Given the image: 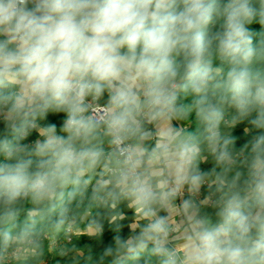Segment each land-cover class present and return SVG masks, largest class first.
Masks as SVG:
<instances>
[{
    "label": "clouds",
    "instance_id": "9594fccd",
    "mask_svg": "<svg viewBox=\"0 0 264 264\" xmlns=\"http://www.w3.org/2000/svg\"><path fill=\"white\" fill-rule=\"evenodd\" d=\"M217 17L223 23L210 33ZM253 23L264 27V0L258 8L253 0H0V116L13 136L0 139L3 219L15 218L22 196L52 201L78 184L105 159L93 143L103 129L116 160L104 187L145 221L115 237L118 254L136 258L151 244L159 264H264V69L252 67L264 63V45L253 44ZM218 75L224 95L213 103L207 91ZM181 88L199 97L196 134L172 123L188 114L177 105ZM225 103L234 125L258 130L244 145L245 171L231 178L236 141L221 130ZM50 113L64 115L66 136L50 124L33 146L14 142ZM18 154L41 159L30 170ZM208 157L223 169L211 181L200 169ZM206 184L219 193L215 222L196 199ZM176 239L179 250L168 247Z\"/></svg>",
    "mask_w": 264,
    "mask_h": 264
},
{
    "label": "trees",
    "instance_id": "16d2710c",
    "mask_svg": "<svg viewBox=\"0 0 264 264\" xmlns=\"http://www.w3.org/2000/svg\"><path fill=\"white\" fill-rule=\"evenodd\" d=\"M253 2L257 8L260 6V0H253ZM222 23L223 18L217 17L214 24L210 25V33L219 30ZM250 28L253 33V44L256 46L264 45V27L259 23H253ZM182 59V56L177 57L178 61H182ZM213 65L221 67V61L215 57V54H213ZM222 67L223 71L226 72L228 65L225 64ZM252 67L264 69V63L254 62ZM221 80L222 76H220L219 82ZM220 94L224 95L222 88ZM207 98L214 103L212 97L207 96ZM198 99L199 97L190 90L183 88L178 90L177 105L183 106L188 111V114L182 118L187 124V133L196 134L202 127L196 117V101ZM256 134H258V130L247 122L236 125L227 131L226 135L233 136L236 141L234 157L242 152L247 158L248 153L244 150V145ZM5 137L13 139L10 130L5 127L3 121H0V139ZM15 142L24 143L26 139ZM18 155L23 159L32 160L30 170H35L38 160L41 159L35 155ZM4 162H6L5 157L0 154V163ZM7 162H15V158ZM103 189L104 185L98 182L97 169L87 171L80 177L78 184H69L63 189V195L55 200L34 203L30 197L22 196L11 206L16 213L12 220L3 219L9 206L0 198V255L16 244L23 242L28 236H41L44 232L58 236L67 224L74 225L75 221H93L101 225L102 230L99 237L104 244L92 253L86 264H151L156 258V255L150 251L151 244L148 250L143 251L136 258L117 253L115 237L127 239L135 233V230L124 225L125 218L118 217L120 210L113 206L116 198L111 197L107 201H100L99 197ZM111 213L116 216L114 220L109 218ZM6 231L11 233L14 237L13 240H5L3 233ZM109 248L112 249L111 254L106 253ZM29 255L27 254L26 257ZM55 256L60 264H72L69 260L61 259L57 254ZM16 263L29 264V260L23 256Z\"/></svg>",
    "mask_w": 264,
    "mask_h": 264
},
{
    "label": "crops",
    "instance_id": "0c3cea01",
    "mask_svg": "<svg viewBox=\"0 0 264 264\" xmlns=\"http://www.w3.org/2000/svg\"><path fill=\"white\" fill-rule=\"evenodd\" d=\"M107 102V94L98 101V103L106 104ZM64 120V115L63 114H54L50 113L46 119L39 120V125L40 127L33 130L31 134L29 135L34 139V142L38 140L43 139V128L50 125V124H55L57 127V132L60 135H67L64 132H61V126ZM0 121H3L2 116ZM173 125L177 127H182L186 130L187 132V124L183 121V119H177L172 121ZM151 127V126H149ZM224 124L221 126V130L223 132L224 130ZM27 139V138H26ZM93 143L98 144L100 147H102L104 154H105V159L101 161L99 165H97L93 169H97V175H98V182L100 184H105V181L108 180L109 176L111 174H108L106 172V168L111 165L116 164L115 158L109 159V155L112 153L110 143H109V137L105 136L103 133V129L99 131V134L97 137L93 140ZM152 142H147L146 146H151ZM236 163L232 167V169L229 171L231 172L230 177L235 175L237 171L244 172L246 168V158L244 156V153L240 152L237 156H235ZM93 169H88L87 171L93 170ZM200 169L204 172H207L210 174L209 176V181L213 180L215 178V175L217 173H221L223 171L222 168L217 167L214 162L212 161L211 157H208L207 161L204 163L200 164ZM228 175V173H227ZM110 188V185L108 187H104V189L101 191V194L105 192V196L101 198L100 194V201H107L109 198L112 196L108 195V189ZM185 196H187V193H185ZM198 202H203L201 207H200V214L202 216H207L209 217L213 222L216 220V210H217V201L219 199V193L216 192L215 187L209 188L208 185L206 184L202 189L199 195L196 197ZM113 206H116L119 208L120 213L118 217H123L125 218V223L124 225L129 227L132 230H135V233H138L140 231L141 226L145 223L144 220H142L138 215L134 213V210L130 209L129 207V201L126 199L120 198V199H115V202ZM161 215H165L164 212L160 213ZM115 215L113 213L110 214L109 218L110 220L115 219ZM179 219V217H177ZM100 234V233H99ZM182 243V241L176 239L172 240L169 244V248L176 247L179 250V245ZM180 255L182 256V252H180ZM160 262V257L156 256L155 260L151 264H159Z\"/></svg>",
    "mask_w": 264,
    "mask_h": 264
},
{
    "label": "rangeland",
    "instance_id": "374dc122",
    "mask_svg": "<svg viewBox=\"0 0 264 264\" xmlns=\"http://www.w3.org/2000/svg\"><path fill=\"white\" fill-rule=\"evenodd\" d=\"M219 79L220 76L218 75L207 91V96L212 97L214 103H219L222 96L220 94L221 87L215 86L219 82ZM223 107L224 120L221 126L224 124L225 127L223 133L226 134L230 128L236 126L233 124L235 110L226 103L223 105ZM226 121L228 123H225ZM21 144H27L29 145V147H31L35 144V142L32 137L28 136L26 142ZM230 175L231 172H228L229 178H231ZM104 196L105 192L101 194V198H103ZM74 223V226L78 231V235L72 244L56 248L52 247L48 240L44 238L42 240H39L38 238L34 241L33 246L30 249L31 255L25 257L27 258V260H29V264H38L40 261L44 262V264H60L55 256L56 254L61 259L69 260L72 264H86V261L91 258L92 253L102 247L104 244L103 240L99 237L100 231L97 230V227H101V225L93 221H75Z\"/></svg>",
    "mask_w": 264,
    "mask_h": 264
},
{
    "label": "built area",
    "instance_id": "2783aa9c",
    "mask_svg": "<svg viewBox=\"0 0 264 264\" xmlns=\"http://www.w3.org/2000/svg\"><path fill=\"white\" fill-rule=\"evenodd\" d=\"M89 103L91 102V99L89 100ZM104 104L102 103H96L94 107L96 110H100V106H103ZM225 123H228L227 121ZM110 140V138H109ZM30 144V143H28ZM111 150L113 152L114 146L110 144ZM116 167L115 165L108 166L106 168V172L108 174H111V170ZM78 235V231L76 227L73 224H67L60 235L58 236H52L48 232H44L41 236H29L27 237L23 242L16 244L12 248L8 249L4 253L0 255V263L1 264H14L18 262L23 256L26 257V255L30 254L31 255V248L33 246V243L36 239L39 238L41 239H46L49 241L52 247H62V246H67L73 243L75 238ZM43 261V260H42ZM38 264H44V262H39Z\"/></svg>",
    "mask_w": 264,
    "mask_h": 264
}]
</instances>
